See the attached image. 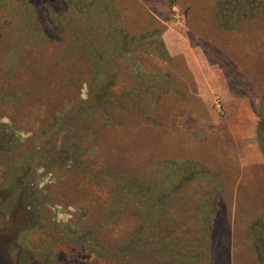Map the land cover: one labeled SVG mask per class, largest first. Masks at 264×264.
I'll return each instance as SVG.
<instances>
[{
	"label": "rangeland",
	"instance_id": "1",
	"mask_svg": "<svg viewBox=\"0 0 264 264\" xmlns=\"http://www.w3.org/2000/svg\"><path fill=\"white\" fill-rule=\"evenodd\" d=\"M214 3L0 0V54L12 32V48L28 56L15 79L4 82L0 73V95L15 99L2 105L0 123L19 143L13 157L36 158L33 197L22 204L34 215L23 228L0 215V264H13L14 241L22 264H259L257 247L264 258V160L256 141L264 17L242 21L227 37L213 26ZM121 27L147 29L150 40L160 34L175 80L159 53L124 54L104 70L116 78L107 110H92L97 79L82 51ZM245 47L258 55L243 60ZM61 48L57 61L53 50ZM141 57L146 73L133 70ZM150 63L160 80H151ZM175 81L180 94L167 89ZM6 167L3 158L0 183ZM195 171L197 179L180 184ZM146 200L157 203L151 216L140 207Z\"/></svg>",
	"mask_w": 264,
	"mask_h": 264
},
{
	"label": "trees",
	"instance_id": "2",
	"mask_svg": "<svg viewBox=\"0 0 264 264\" xmlns=\"http://www.w3.org/2000/svg\"><path fill=\"white\" fill-rule=\"evenodd\" d=\"M213 8L215 12V14H213L215 16L213 26L214 28L221 30L227 37H230L229 34L231 32L237 31L236 29L240 27L242 21L253 23L256 20L262 21L263 19L262 17H264V0H215ZM77 13L80 15L81 11ZM108 16L110 17V15ZM259 18L262 19L260 20ZM259 21L255 22L256 27L259 24ZM118 30L119 31H114L112 29H109V31H107V34L103 36L104 42L100 46L93 47L91 50L88 48L85 49V51H82L84 60H86V62L89 63L91 66L88 67L90 68V74L92 73L91 75L93 77L95 76L97 79L94 81L96 83V88H97L94 94H97V96L93 94L92 97H89L90 100L93 99V96L95 97L94 99L95 104H92V110L93 109L96 110L99 109L100 111L107 110L108 108L107 104L110 102L109 99L112 97V94L110 93V89L111 87H113L116 78H114V76L106 78L107 76L104 70L110 68L113 62L121 58L124 54L126 58L127 57L129 58L130 54L132 53L134 54L137 51L145 52L146 50H150L151 53L155 55L156 54L158 55L159 53L160 57L164 58L162 59V62L165 63L163 69L168 70V73L170 72L169 70L172 71V64L170 63V58L160 38L161 36H159L160 34L155 35L154 40H150L152 36L151 37L147 36V32L149 31L147 29L143 30L139 34H131L129 33L128 30L124 29L123 27H121ZM36 36L39 37L37 38ZM36 36L33 35V37H36L37 38L36 40L38 41L42 40V38L46 41L48 38L44 34H37ZM93 36L97 37L96 35ZM2 41L4 46L8 49H4V51L0 54V57L2 56V58L0 59V73H2L4 77L3 79H5L4 82H8L7 79L14 78L13 75L14 74L16 75L19 69L24 70L26 63L25 58L26 57L28 58V56L25 53L21 52L20 47L17 46V48L15 47V49L12 48L14 47V43H15V38L12 32L6 33L3 36ZM70 42H72V40H70ZM219 44L221 45L220 47L222 48L226 47L224 41L219 42ZM66 50H67L66 48L54 49L53 56H55V60L59 61L61 58H63L66 53L65 52ZM237 50L235 51L236 54L238 53ZM239 54L243 55L242 57L243 60H251L252 58L256 57V54L258 55V52L254 51L249 47L248 48L245 47L244 49L242 48L239 49ZM142 59H143L142 57L139 58L137 64L133 65V70H138L139 72L146 73L148 71H146L141 66V63L143 62L141 61ZM12 64H14V66H12ZM19 64H22L21 68ZM129 66H131V63ZM149 68H151V70H149L151 72L150 73L151 80L153 82H155L156 79L160 80L162 76L157 75L159 74L158 71L159 67L154 63H150ZM22 70L20 72H22ZM168 75L170 76V77L168 76L170 78L169 79L170 81L175 80V76L173 72H170ZM140 87L141 86L139 85L135 86L137 90H142V89L145 90V85H143L142 88ZM151 87L156 90L155 93L159 94L160 92H163V89L161 88L160 85H151ZM167 89H170L171 91H175V93L178 92L180 94L177 83L176 85L174 84L173 86L167 87ZM12 95L8 94L4 97L3 95H0V109L2 108V105L4 103L15 101ZM260 104L262 107V112L259 116V123L257 124V128H256V141L258 144V150L264 160V91L261 93L260 96ZM115 108H117L116 110H118V107ZM111 111L112 109L111 110L109 109L110 114L111 113L113 114V112ZM54 117L55 115L52 117L53 120L51 119L47 127L52 125V123L54 124V121L56 120ZM41 129L45 130V127H42ZM12 138H13V133L10 131L7 125L0 123V161L3 158H6L7 160L6 170H4V173L2 174L3 182L0 183V195L3 201V204L0 205L1 208H3V206L4 208L7 207L6 209L7 213L4 211V209L0 208V215L3 216V218L5 219V223L10 221L17 226L20 224L19 225L20 228H23L26 227L27 224H29L28 222L30 221L34 211V209L31 207H29V211H26V209L22 206V204L25 201L30 203L29 198L33 195V191H34V187L32 185L33 172L32 170L30 171L31 169L30 163L34 161V159L36 158L35 156L27 157V155H20L18 153H15L17 157L15 156L13 157L11 154H14V151L16 150L15 148L19 146V143L15 139L12 140ZM188 163L190 162H186L185 164ZM109 171H111V168L108 170L106 168L104 169L103 172V174H105L104 177L107 178L110 176ZM196 172L198 171L193 172L192 174L188 175L186 178L183 177L182 178L183 181L181 180L180 184L185 180L191 182L192 180L197 179L198 174H196ZM150 202L151 201L146 200L140 203L141 208L148 209L147 210L148 216H151L149 209L151 208L156 209L157 207V203H150ZM6 214H8V219H6L7 217ZM262 221H264V217L262 218ZM88 249L90 251H94L93 249L90 248V245H88ZM260 251L261 249L257 247L256 254L259 255L258 256L259 264H264V258L261 255ZM19 253H20V247L17 244V241H14L12 248L13 264H22L21 259L19 258ZM129 254L131 253H129L128 251L126 255Z\"/></svg>",
	"mask_w": 264,
	"mask_h": 264
}]
</instances>
